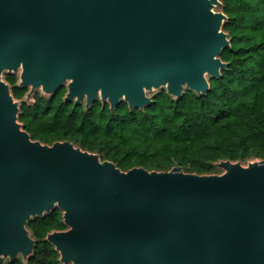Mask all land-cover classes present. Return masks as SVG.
Instances as JSON below:
<instances>
[{
  "label": "water",
  "instance_id": "95a60500",
  "mask_svg": "<svg viewBox=\"0 0 264 264\" xmlns=\"http://www.w3.org/2000/svg\"><path fill=\"white\" fill-rule=\"evenodd\" d=\"M221 0H0V264L33 254L30 219L55 208L46 239L62 264H264V159L221 173L122 170L70 140H34L4 72L65 101L114 110L162 88L206 95L231 39ZM28 94V95H29Z\"/></svg>",
  "mask_w": 264,
  "mask_h": 264
},
{
  "label": "trees",
  "instance_id": "16d2710c",
  "mask_svg": "<svg viewBox=\"0 0 264 264\" xmlns=\"http://www.w3.org/2000/svg\"><path fill=\"white\" fill-rule=\"evenodd\" d=\"M228 18L223 29L231 39L221 58L228 63L220 78L209 77L206 95L185 89L176 99L165 88L154 102L131 110L122 101L114 110L101 100L86 108L65 101L67 89L54 95L36 94L20 103L19 121L34 140L52 144L70 140L98 152L122 170L135 166L169 170L181 165L188 172L214 173L221 160L264 159V0H221ZM16 73H6L16 99L28 87ZM35 238L27 262L18 257L6 264H62L46 236L67 228L55 208L27 224Z\"/></svg>",
  "mask_w": 264,
  "mask_h": 264
},
{
  "label": "rangeland",
  "instance_id": "374dc122",
  "mask_svg": "<svg viewBox=\"0 0 264 264\" xmlns=\"http://www.w3.org/2000/svg\"><path fill=\"white\" fill-rule=\"evenodd\" d=\"M215 10H217V11L221 10V5L216 6V7H215ZM6 73H9V72H4V73H3V77H4V78H5V74H6ZM17 74L19 75V74H20V71H17ZM30 91H31V87H30V90H29L28 94L30 93ZM34 92H39V93L42 94V95L49 96V94L45 93L41 88H37V89L33 90V92H32L31 94H29V95L27 94V96H26L25 99H27L29 102L34 101V100H33V97H32V95L34 94ZM156 92H157V90H154V91H151V92H148V93H149V95H154ZM17 101L20 102V100H18V99H17ZM251 160H253V159H251ZM248 161H249V160H248ZM248 161L243 162V163L246 164ZM223 171H224V169L217 167V168L215 169V172H214V173H221V172H223Z\"/></svg>",
  "mask_w": 264,
  "mask_h": 264
},
{
  "label": "flooded vegetation",
  "instance_id": "af4514ba",
  "mask_svg": "<svg viewBox=\"0 0 264 264\" xmlns=\"http://www.w3.org/2000/svg\"><path fill=\"white\" fill-rule=\"evenodd\" d=\"M14 73H16L17 74V72H14ZM18 75V74H17ZM18 77H19V75H18ZM19 82H20V79H18V84H19ZM19 86H21V85H19ZM26 87H28V91H27V93L25 94V96L24 97H22V98H20V99H18V100H20V103H22V102H29L27 99H25L26 98V96H27V94H28V92H29V90H30V86H26ZM63 87H65L66 89H67V86L65 85V86H63ZM63 87H61V88H63ZM60 88V89H61ZM59 89V90H60ZM58 90V91H59ZM57 91V92H58ZM39 92H34V94L32 95V97H33V100L35 99V96H36V94H38ZM54 95V94H53ZM72 102H74V101H72ZM82 104L85 106V99L82 101Z\"/></svg>",
  "mask_w": 264,
  "mask_h": 264
}]
</instances>
